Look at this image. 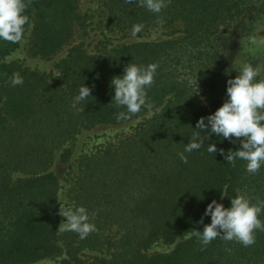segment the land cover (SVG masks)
Returning <instances> with one entry per match:
<instances>
[{"label":"trees","instance_id":"obj_1","mask_svg":"<svg viewBox=\"0 0 264 264\" xmlns=\"http://www.w3.org/2000/svg\"><path fill=\"white\" fill-rule=\"evenodd\" d=\"M79 1L25 0L27 54L49 59L70 45L52 72L4 61L22 38L0 41V264L53 258L59 264H264V231L257 230L248 247L220 238L202 246L194 235L210 223L203 214L212 200L230 206L228 197L221 200L225 189L229 196L264 202V166L249 174L245 161L225 159L242 138L233 142L210 134L204 144L214 143L216 154L185 153L187 163L177 155L200 118L224 102L213 93L226 62L223 44L253 0H166L159 14L142 7L143 0H105L107 18L119 31L177 22L182 29L163 40L103 44L94 52L82 42L72 44L89 19ZM130 62L158 67L146 106L118 120L124 109L111 103L110 81ZM17 77L23 83L13 85ZM83 83L91 97L77 104ZM158 108L119 142L78 158L66 198L87 209L96 230L85 239L58 230L56 160L69 161V145L82 131ZM200 136L207 139L206 132ZM259 218L264 221V211ZM158 242L176 243L166 252L151 251Z\"/></svg>","mask_w":264,"mask_h":264},{"label":"clouds","instance_id":"obj_2","mask_svg":"<svg viewBox=\"0 0 264 264\" xmlns=\"http://www.w3.org/2000/svg\"><path fill=\"white\" fill-rule=\"evenodd\" d=\"M25 0H0V41L18 42L28 22ZM142 7L149 12L159 14L166 7V0H143ZM142 25L133 26V35L140 32ZM158 65H137L128 63L121 75L114 76L110 87L114 91L112 102L124 111L117 113V119H128L146 106V90L154 82ZM13 85L22 84V78H14ZM92 89L84 83L80 86L75 102L80 104L91 97ZM227 99L223 104L209 114L201 117L196 124V131L182 152L177 155L187 163L185 153L205 149L208 153H217L214 143L205 147L204 142L210 134L234 142L240 139L239 149L229 150L225 155L228 164L236 160L245 161V170L256 174L264 166V78L261 77L259 66L245 63L238 69V75L226 81ZM205 120L207 123H205ZM201 132L207 133V139H202ZM223 155V150H220ZM230 199V206L212 200L204 211L205 217H210V223L205 224L202 231L195 230L202 246H207L217 238L225 241H236L244 247L255 244V232L264 231V221L259 218L264 211V202L252 201L240 194L229 196L227 190L221 192V200ZM59 215L66 220L59 226L60 231L75 232L80 239H85L95 231V225L90 222L87 209L77 206L75 202L59 203ZM200 223H203V218Z\"/></svg>","mask_w":264,"mask_h":264},{"label":"rangeland","instance_id":"obj_3","mask_svg":"<svg viewBox=\"0 0 264 264\" xmlns=\"http://www.w3.org/2000/svg\"><path fill=\"white\" fill-rule=\"evenodd\" d=\"M104 1H79V10L83 14H88L89 19L85 33L84 30L78 29L72 44L82 42L88 52H94L103 44L110 47L112 45L137 41L163 40L182 29V23L177 22L172 26L151 25L146 30L135 35H133L132 31H119V29L113 28V23L108 20L105 9L102 6ZM25 44L26 37H23L17 48L6 56L4 61H19L24 66L45 73L53 71L54 63L63 57L70 47V45H65L54 56L44 59L28 55L25 50ZM223 45L226 62L219 72L215 86L213 87V93L225 101L227 99L226 81L238 75V69L245 63L259 66L261 77L264 78V0L252 1L245 13L234 22L230 38ZM157 111H159V108L146 112L142 116L122 124L99 125L78 134L71 145H69L71 152L69 161L61 163L59 160H56L53 166L54 173L57 175L59 181L57 189L59 203L63 205L65 201H68L66 189L69 188L73 182V178H75L76 162L81 155L93 151L102 145L119 142L124 136L132 133L137 125L151 118ZM67 172L70 174L67 175ZM65 220L66 218L61 216L59 226ZM175 243L166 244L158 242L150 250L166 252L172 249ZM30 264H59V258L42 259Z\"/></svg>","mask_w":264,"mask_h":264}]
</instances>
